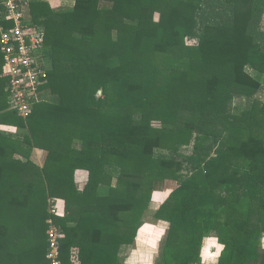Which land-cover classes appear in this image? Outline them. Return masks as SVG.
<instances>
[{
    "label": "trees",
    "instance_id": "1",
    "mask_svg": "<svg viewBox=\"0 0 264 264\" xmlns=\"http://www.w3.org/2000/svg\"><path fill=\"white\" fill-rule=\"evenodd\" d=\"M69 1L25 9L47 73L28 118L0 69V264H46L49 220L62 264H119L165 181L154 264L213 236L215 264H264V0Z\"/></svg>",
    "mask_w": 264,
    "mask_h": 264
},
{
    "label": "built area",
    "instance_id": "2",
    "mask_svg": "<svg viewBox=\"0 0 264 264\" xmlns=\"http://www.w3.org/2000/svg\"><path fill=\"white\" fill-rule=\"evenodd\" d=\"M30 0H0V54L6 77L9 109L28 118L39 102L40 88L46 83V68L41 59L44 34L37 27L23 23ZM60 213L52 207L51 215ZM46 264H62L59 251L60 233L52 220L47 222Z\"/></svg>",
    "mask_w": 264,
    "mask_h": 264
},
{
    "label": "rangeland",
    "instance_id": "3",
    "mask_svg": "<svg viewBox=\"0 0 264 264\" xmlns=\"http://www.w3.org/2000/svg\"><path fill=\"white\" fill-rule=\"evenodd\" d=\"M53 5L56 6L55 3H53ZM263 27H264V22H263ZM195 42L196 40H193V39L187 40L188 44H194ZM0 69L1 70L4 69L2 61H1V57H0ZM251 102L252 101L249 99L235 98L231 105L232 113L234 114L241 113L243 110H246L250 106ZM44 158H45L44 152H41L39 150H34L32 152L31 159L35 164L42 165ZM79 175H80L79 173L75 174V180L77 182L80 181L78 177ZM177 185L178 184L175 181H165L164 183H162L156 188L152 196L150 207L147 210L145 217H144V224L142 228L146 227L145 231L142 234V236L138 239V244L141 241L144 243L143 245L137 244L135 248L133 249V251L129 250L126 256L127 257L126 260L129 264H138L139 261H143L144 263L148 264L147 263L148 259L152 258L154 252L158 250V248H154V246L151 248L150 245L158 244V238H157L159 235L158 233H161L166 229V224L162 222L155 223L153 220V214L155 210L158 208V206L162 203V201L170 194V192H172L177 187ZM208 239H215V238L213 236ZM261 248L264 250V235L262 237ZM209 251L213 252L212 254H214L216 249L210 248ZM206 263H212L211 258H209L208 261H206Z\"/></svg>",
    "mask_w": 264,
    "mask_h": 264
},
{
    "label": "crops",
    "instance_id": "4",
    "mask_svg": "<svg viewBox=\"0 0 264 264\" xmlns=\"http://www.w3.org/2000/svg\"><path fill=\"white\" fill-rule=\"evenodd\" d=\"M47 2H48V4L50 5V7L51 8H53V9H57V8H59V7H68L70 4H71V2L69 1V0H47ZM53 3H55L56 4V6H54L53 5ZM61 4V5H60ZM77 174L79 173L80 175L78 176L79 177V182H77L78 183V185L81 187L82 185H83V183L86 181V173L85 172H83V171H77L76 172ZM162 223H164V224H166V229L163 231V232H161V233H158L159 235H158V244H155V245H150L151 246V248L154 246V248H158V250H156L155 252H154V254H153V256H152V258H150V259H148V261H147V263L148 264H154L155 263V261L157 260V258H158V252H159V244L161 243V241L163 240V238H164V236H165V233H166V230H167V227H168V224L167 223H165V222H162ZM142 228V227H141ZM139 229V231H138V233H137V236H136V239H135V241H134V243L131 245V246H125V247H123L121 250H120V254H119V260H120V262H119V264H129L128 262H127V260H126V256H127V253L129 252V250H131V251H133V249L135 248V246L138 244V239L142 236V234L144 233V231H145V228L146 227H143L142 229ZM208 239V238H207ZM143 243L144 242H140L139 244L140 245H143ZM138 244V245H139ZM203 245H204V243H203ZM143 247V246H142ZM203 247L204 246H202V249H203ZM202 249H201V262L199 263V264H212V263H206V261H208V260H205L204 259V257L202 256ZM209 253L210 254H212L213 252H210L209 251ZM155 255V256H154ZM218 259V258H217ZM217 259H216V262H217ZM129 260V259H128ZM126 262V263H125ZM215 262V263H216ZM73 264H78V262L76 261V260H73ZM138 264H146V263H144L143 261H139V263Z\"/></svg>",
    "mask_w": 264,
    "mask_h": 264
},
{
    "label": "clouds",
    "instance_id": "5",
    "mask_svg": "<svg viewBox=\"0 0 264 264\" xmlns=\"http://www.w3.org/2000/svg\"><path fill=\"white\" fill-rule=\"evenodd\" d=\"M210 248L216 249L215 253L211 254V256L209 253ZM223 249H224V245L218 244L216 239H206L204 241V247L202 249V256L204 257L205 260H208L209 258H211L212 264H215L216 259L220 256Z\"/></svg>",
    "mask_w": 264,
    "mask_h": 264
}]
</instances>
